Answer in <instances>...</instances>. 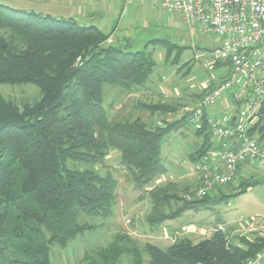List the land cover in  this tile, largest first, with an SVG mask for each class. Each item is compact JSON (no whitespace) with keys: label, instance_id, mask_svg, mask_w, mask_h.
Listing matches in <instances>:
<instances>
[{"label":"trees","instance_id":"obj_1","mask_svg":"<svg viewBox=\"0 0 264 264\" xmlns=\"http://www.w3.org/2000/svg\"><path fill=\"white\" fill-rule=\"evenodd\" d=\"M20 7L14 6V0H0V84L32 83L42 97L19 106L0 93V264H52L51 244L66 246L92 227L79 222L81 213H114L115 175L72 164H101L112 149L120 153L135 189L149 193L152 209L146 218L152 226L210 208L256 183L250 174L236 186L233 182L220 185L205 196L190 198L180 194L174 181L148 189L167 172L164 137L186 121L193 123L189 112L178 102L160 101L142 105L152 113L180 116L152 124L140 118L117 119L111 115V103L105 106L106 95L109 88L133 94L149 87L157 64L147 50L151 42H162L167 57L174 48L176 57L186 47L154 39L134 50L127 40L110 41L112 33L96 25ZM214 61L215 66L227 68L221 81L228 76L230 64ZM214 86H204L199 100ZM196 126V134L203 138L189 158L201 164L216 140L206 119ZM248 131L251 135L260 131L258 138L264 141V110ZM115 239L113 259L128 252L140 263L141 252L129 236L118 233ZM236 239L239 242L217 227L197 243L183 237L166 249L146 242L143 250L150 264H246L264 248V236L237 235Z\"/></svg>","mask_w":264,"mask_h":264},{"label":"rangeland","instance_id":"obj_2","mask_svg":"<svg viewBox=\"0 0 264 264\" xmlns=\"http://www.w3.org/2000/svg\"><path fill=\"white\" fill-rule=\"evenodd\" d=\"M140 1L142 0H31L30 5L24 8L56 16L71 15L81 25H96L108 33L114 31L118 25L117 34L122 36V42L129 41L132 45L129 48L134 50L141 49L154 39L168 40L185 46L186 48L179 50L176 57L177 48L167 57V48L162 42H151L147 50L152 52L157 64L148 81L149 87L133 94L109 88L106 95L105 106L108 107L107 104L111 103L113 118H140L149 124L163 123L164 119L176 118L181 113H152L142 104L178 102L180 106L193 108L203 92V87L216 85L226 74V67L215 66L210 62L213 49L220 44L218 36L205 34L197 29V33L192 35L185 23L181 27L179 22L180 28L171 23L170 16L159 5L160 0H143L145 6H142ZM14 6L20 7L15 2ZM121 16L124 18L122 21ZM134 21L137 22L136 29H127V22L131 25ZM122 23L125 27H122ZM2 32L0 29V34ZM0 93L19 106L34 103L42 97L40 88L32 83H1ZM222 101L219 100L215 104L219 106ZM227 109L231 110V107ZM196 127V124L186 121L179 130L164 137L163 163L169 171L187 174L198 168L200 162L189 158L196 149L195 144L203 138L196 134ZM72 164L78 169L98 168L102 173L111 171L118 180V202L114 213L109 216L81 213L79 222L92 227L80 233L66 246L51 244L49 259L52 264H137L135 257L128 252L113 259L111 245L116 243L118 233L129 236L130 243L140 250L142 257L138 264H150V258L143 250L146 242L159 245L163 249L169 246L167 242H171V239L159 241L160 238L155 236L162 226H151L145 220L150 211L149 193L136 190L127 179V171L121 165L118 151L112 149L107 159L98 165ZM250 174L254 175L256 183L248 186L245 192L225 198L198 213L188 212L177 221L186 223L202 216L206 217V221L208 218L210 221H221L224 230L231 235L239 234L248 238L264 236V166H247L233 184L238 185L242 177H248ZM199 184V181L192 182L187 186L189 190L185 191L187 187L181 182L178 191L183 196L191 197L197 195ZM142 229L146 233H143ZM137 231H140L139 234ZM211 235L191 236V239L197 243Z\"/></svg>","mask_w":264,"mask_h":264},{"label":"built area","instance_id":"obj_3","mask_svg":"<svg viewBox=\"0 0 264 264\" xmlns=\"http://www.w3.org/2000/svg\"><path fill=\"white\" fill-rule=\"evenodd\" d=\"M164 9L182 18L195 30L216 35L220 44L212 51L214 60L228 62L229 74L204 92L193 108L186 107L190 120L199 125L206 119L216 147L203 157L198 168L196 194L205 196L217 186L232 183L247 166H264V141L249 133L264 110V0H162ZM230 93L236 111L223 120L209 111ZM187 198H190L188 196ZM219 228L223 229L222 226ZM185 232L198 231L197 225ZM246 264H264V248Z\"/></svg>","mask_w":264,"mask_h":264},{"label":"crops","instance_id":"obj_4","mask_svg":"<svg viewBox=\"0 0 264 264\" xmlns=\"http://www.w3.org/2000/svg\"><path fill=\"white\" fill-rule=\"evenodd\" d=\"M49 1H51V0H49ZM155 1H157V0H155ZM14 2L17 5L21 6V7H26V6L30 5L31 0H14ZM34 2H36V0H34ZM34 2H32V3H34ZM128 2H131V0H128ZM140 2H141V5L142 6H145V3H144L143 0L140 1ZM159 5L161 6L162 9L164 8L163 3H162V0H160ZM47 14H51V13H47ZM51 15H53V14H51ZM68 15H69V13H68ZM167 15L170 16L169 20L171 21V23L173 25H175V26H177V27L180 28L179 22H180L181 27H182L183 23H185L189 27V29H190L189 31H192L191 32L192 35L195 34V33H197L196 30H195V28L191 27L182 18V16H179V15H176V14H171V13H168V12H167ZM54 16H56V15H54ZM64 17H66V16H64ZM69 17H72V16L70 15ZM123 17H124V15H123ZM123 19L124 18H122V16H121L120 17V20L122 21ZM127 24L128 25H125L124 24L125 26H127V29H136V27H137V22H135V21L133 23H131V25H130L129 22H127ZM125 26H123V23H122V27H125ZM118 31L119 30H118V25H117L116 28H115V30L111 32L112 35H111L110 41H112V42H118V41H121L123 39L120 34H117ZM210 62L214 65V62L215 61L212 58V60H210ZM226 72H227V68H226ZM230 97L231 96H230V93L228 91L223 92V97L220 99V101H222V100L223 101L220 103V105L217 106L215 104L213 106H210L209 109H208V111L216 119H218V120H223V118L225 119V117H227V116L230 117V115H232V114H234L236 112L234 110V108L232 107V105H231L232 103L230 102L231 101V98ZM229 107H231V110H228L227 109ZM169 170L170 169L167 167L166 174H163V175L159 176L158 179H157V181L154 182L153 186H151L148 189H151L155 185H165V184H167L168 182H171V181H174V182H176L178 184H180L181 182H183V184H185V187L190 186L192 184V182L197 183V181H199V179H198V177H199L198 169H196V170H194L192 172H189L187 174L175 173L174 171H169ZM192 176H194V177H192ZM148 205H149L148 208H150L149 210L151 211V209H152L151 201L148 202ZM190 212H196V213H198L200 211H190ZM187 213H185V214H187ZM185 214H183L182 217ZM146 217L147 216H145V220L147 221V218ZM177 219H174V220H166L162 224H160V226H162V229L160 231L158 230L155 233V236L157 238H160L159 241H166L164 239H171L172 240L171 242H167L168 245L170 246L178 238L187 237V238H190L191 239V236H193V237L194 236L197 237L198 235H204V236L207 235V236H209V235L213 234V232L215 231V229L217 227L224 226V224L221 221H219V220H211L210 221L209 220L210 218H208V221H206L207 220L206 217H202V216L200 218L192 219L191 221L186 222V223L178 222ZM191 223L197 225V227H198V231L197 232H192V233L185 232V230H184L185 226L188 225V224H191ZM139 232H138V234H139ZM142 232L143 233H146L144 231V229H142ZM237 235H239V234L231 235V233H230V236H231V238H232V240L234 242H239V240L236 239V236ZM250 239H252V238H250Z\"/></svg>","mask_w":264,"mask_h":264}]
</instances>
